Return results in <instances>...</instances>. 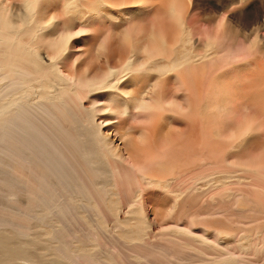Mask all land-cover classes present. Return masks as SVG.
Returning a JSON list of instances; mask_svg holds the SVG:
<instances>
[{"label":"bare ground","instance_id":"6f19581e","mask_svg":"<svg viewBox=\"0 0 264 264\" xmlns=\"http://www.w3.org/2000/svg\"><path fill=\"white\" fill-rule=\"evenodd\" d=\"M22 1L0 4V97L44 93L0 110V264H264V36L231 33L241 0L212 27L204 0Z\"/></svg>","mask_w":264,"mask_h":264},{"label":"rangeland","instance_id":"374dc122","mask_svg":"<svg viewBox=\"0 0 264 264\" xmlns=\"http://www.w3.org/2000/svg\"><path fill=\"white\" fill-rule=\"evenodd\" d=\"M17 1L21 2L22 0H8V1L7 0H0V4H2L5 7L7 5H9V6H11L12 10L16 11L17 7L14 5L20 4V2L18 3ZM23 1H22V3H23ZM204 1L205 2H203L204 4L202 6V11H204L207 14L206 19L209 21L208 22L209 24L207 23V25H211L208 27H212V25H214L215 20L217 19V16L219 17L221 10L214 7V5L216 4V0H204ZM9 6H7V7H9ZM230 8L231 9L233 8V9L228 10L227 17L229 18V21H230V25H231V29H232L231 33L233 34V36L235 38H236V36L238 37L241 33H243V30H244L243 28L248 29V26H246L248 23H249V25L250 24L252 26L254 25V27L252 28V29H254V31L257 28V26H259L258 28H261L260 34H262V37L264 36V0H241L240 4H236V6H233ZM105 10H106V8H105ZM113 13L114 14L117 13V15H120L117 11H115ZM72 14H73L72 18H76L79 21L85 20V15H86L85 9H83L81 6H79V8L74 7ZM241 17L247 18L248 23H247V21L245 22L244 20H242ZM236 32H237V34H236ZM247 32H245V34H248ZM255 33H256V31H255ZM226 42H228V38H226ZM262 55H264V50H263ZM0 78H1V76H0ZM4 87H5V82L0 80V95H1V92L4 89ZM40 87L38 88L39 90L35 89V88H31V87L26 88L24 93L23 92L19 93L16 96L12 95V97L9 96V98L8 97H6V98L0 97V107H1L0 110L1 111L6 110V112L9 113L12 109V105L15 102V99L18 96L23 97L24 100H27V101L38 100L40 97V93L43 92L41 90L42 88L40 89ZM248 247H249V245H248ZM256 248L258 251V256H260V254L263 256L264 255V249L261 248L260 246H256Z\"/></svg>","mask_w":264,"mask_h":264}]
</instances>
